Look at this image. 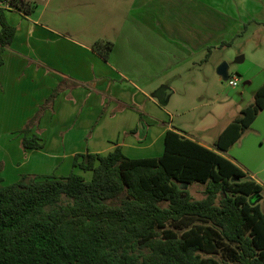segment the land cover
Listing matches in <instances>:
<instances>
[{
	"label": "trees",
	"instance_id": "16d2710c",
	"mask_svg": "<svg viewBox=\"0 0 264 264\" xmlns=\"http://www.w3.org/2000/svg\"><path fill=\"white\" fill-rule=\"evenodd\" d=\"M5 1L0 67L15 35L5 10L31 12L24 0L8 9ZM263 110L264 84L211 148L173 128L159 158L129 159L116 146L75 155L65 177L24 175L5 186L0 176V264H264V215L254 203L264 189L225 157ZM143 118L128 135L146 128ZM30 131L22 148H42ZM192 184L205 186L204 198L182 188Z\"/></svg>",
	"mask_w": 264,
	"mask_h": 264
},
{
	"label": "rangeland",
	"instance_id": "374dc122",
	"mask_svg": "<svg viewBox=\"0 0 264 264\" xmlns=\"http://www.w3.org/2000/svg\"><path fill=\"white\" fill-rule=\"evenodd\" d=\"M51 10L60 14L58 27L81 33L82 39L85 36L92 42L97 56L101 57L107 44L112 45L107 61L101 57V73L109 75L112 69L117 78L122 74L149 97L158 95L161 101L170 98L166 110L172 115L173 126L186 137L211 141L217 128L238 114L240 107L253 103L251 95L242 97L240 92L245 80L259 76L252 63L264 67V0H50L48 12ZM96 47L102 51L97 52ZM230 52L235 55L229 56ZM222 64L228 67V77L238 78L236 88L218 76L216 71ZM77 88L82 87L60 79L33 118L40 122L45 116L50 121L45 113L53 112L55 99ZM123 108L117 103L113 111ZM127 109L139 118L137 108ZM104 114L105 107L97 119ZM262 121L260 132L264 134V113ZM47 131L49 137L51 130ZM36 134L41 136L42 130ZM243 152L249 163L257 166L254 177L264 187V138L248 153L256 163ZM182 188L195 200L204 198V185ZM262 196L254 203L264 215Z\"/></svg>",
	"mask_w": 264,
	"mask_h": 264
},
{
	"label": "crops",
	"instance_id": "0c3cea01",
	"mask_svg": "<svg viewBox=\"0 0 264 264\" xmlns=\"http://www.w3.org/2000/svg\"><path fill=\"white\" fill-rule=\"evenodd\" d=\"M24 1L31 5L28 15L16 8L5 10L6 20L15 28V35L10 46L3 52V64L0 67L2 184H14L24 175L65 177L73 170L75 155L87 152L107 154L116 146H120L124 155L133 160L161 157L164 135L167 130L175 128L171 121L172 115L166 110L170 98L162 101L158 95L151 98L122 74L117 78L112 69L109 75L101 73L104 68L101 65L102 59L93 53L92 42L86 41L85 36L82 39L81 33L58 27V4L54 5L56 11L48 12L50 0ZM252 64L259 76L255 77L254 74L244 81V86L248 89L244 88L240 92L242 97L246 94L254 97L256 91L264 84V67ZM98 70L100 72L96 74L95 71ZM60 79L69 80L82 88L71 91L68 96L65 92L58 96L53 104V112L45 113L51 120L46 121L44 116L39 122L38 118L33 116L43 106ZM86 86L97 94L88 91ZM174 93L172 90L171 95ZM99 94H102L104 99ZM107 98L110 99L108 103ZM117 103L124 108L114 113ZM128 106H133L144 114L146 128L139 131L141 134H127L139 123L137 113L127 109ZM103 107L105 114L98 120ZM245 107H240L238 114L218 127L211 141L189 136L187 138L211 148L222 131ZM262 112L264 113V110ZM262 114L225 157L243 171L248 179L264 189L254 177L253 171L257 166L254 168L243 152L244 149L248 159L255 160L248 153L254 150L257 140L264 138V134L260 132L263 126ZM28 124L31 126L28 137L33 134L38 136L36 131L39 128L42 130L41 136H38L42 138V148L27 151L22 148V131ZM47 129L51 130L49 137L46 135L49 132ZM175 129L180 131L179 128ZM74 171L81 173L77 169Z\"/></svg>",
	"mask_w": 264,
	"mask_h": 264
},
{
	"label": "built area",
	"instance_id": "2783aa9c",
	"mask_svg": "<svg viewBox=\"0 0 264 264\" xmlns=\"http://www.w3.org/2000/svg\"><path fill=\"white\" fill-rule=\"evenodd\" d=\"M2 7L5 9L10 8V0H6L3 4ZM228 80V85L232 88H236L238 86L239 80L237 77H230L227 79Z\"/></svg>",
	"mask_w": 264,
	"mask_h": 264
},
{
	"label": "water",
	"instance_id": "95a60500",
	"mask_svg": "<svg viewBox=\"0 0 264 264\" xmlns=\"http://www.w3.org/2000/svg\"><path fill=\"white\" fill-rule=\"evenodd\" d=\"M241 60L242 59H240V61ZM227 69H228L227 65L226 64H222L221 66H219L217 68L216 72L222 79L227 80L228 79Z\"/></svg>",
	"mask_w": 264,
	"mask_h": 264
},
{
	"label": "clouds",
	"instance_id": "9594fccd",
	"mask_svg": "<svg viewBox=\"0 0 264 264\" xmlns=\"http://www.w3.org/2000/svg\"><path fill=\"white\" fill-rule=\"evenodd\" d=\"M228 55L232 56V55H235V53L234 52H230V53H228Z\"/></svg>",
	"mask_w": 264,
	"mask_h": 264
}]
</instances>
